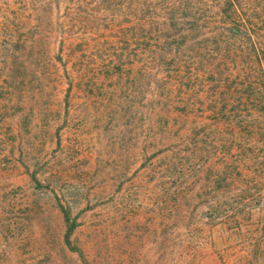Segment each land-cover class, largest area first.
<instances>
[{
	"label": "rangeland",
	"instance_id": "rangeland-1",
	"mask_svg": "<svg viewBox=\"0 0 264 264\" xmlns=\"http://www.w3.org/2000/svg\"><path fill=\"white\" fill-rule=\"evenodd\" d=\"M0 264H264V0H0Z\"/></svg>",
	"mask_w": 264,
	"mask_h": 264
}]
</instances>
